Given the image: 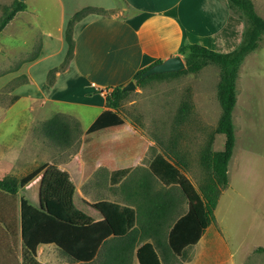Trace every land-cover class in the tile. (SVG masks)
<instances>
[{
	"label": "crops",
	"instance_id": "crops-1",
	"mask_svg": "<svg viewBox=\"0 0 264 264\" xmlns=\"http://www.w3.org/2000/svg\"><path fill=\"white\" fill-rule=\"evenodd\" d=\"M20 1L26 4V9L16 13L6 27L13 24L15 18L31 20V25L41 31L42 48L32 62L33 65L25 68L24 72L21 70V75L26 76L28 83L17 86L11 92H0V183L12 185L39 167L43 165L47 167L16 194L7 193L12 196L10 198H15L13 205L8 195H0L2 220H9L11 215V219L16 221L15 231H10L6 223H3V231L6 236L11 237L13 234L17 236V245L21 249L20 256L17 255V264H80L72 260L56 261L53 250L59 249L53 244L38 245L35 257L29 258L21 242V199L28 204L31 202L38 204L40 208L30 205L67 223L77 225L106 220L111 226L107 218L111 209H116L120 203L122 211L125 203L120 202L123 200L105 199L98 195L92 198L86 188L99 186L100 180L103 182L100 178L103 173L105 174V167L99 160L90 166L86 165L80 158L82 151L76 152L73 156L69 155L72 158L68 160V150L65 148L60 152L64 154L63 158L56 162L57 156L42 144L40 138L44 123L55 115L62 114L76 120L84 134L97 116L106 110L102 93L110 92L114 87H123L134 80L138 71L153 65L156 61H163L176 55L183 59L180 49L189 44H197L198 38L209 39L214 51L230 52L242 39L244 22L229 8L226 0ZM34 2L39 4L32 6ZM251 2L256 14L264 19V0ZM84 7L102 9L105 13L88 14L74 24L73 58L67 68L57 74L50 86L46 82L47 73L63 61L66 53L64 31L67 21ZM44 29L51 30L47 32ZM81 49L82 53L79 56ZM50 60L56 61V64L48 66ZM71 74L74 75L73 79L69 77ZM12 79L13 77L3 79L0 86H5ZM79 87L81 88L78 89ZM76 90L82 92V98L72 99L68 96ZM94 92L100 94L96 95ZM85 93L93 94L85 97ZM21 101L28 103L27 109L26 106H18ZM70 105H85L93 111L96 110L94 120L85 130L80 126L81 115L79 112L73 113L68 107ZM74 159L77 162L70 165ZM88 167L91 168L90 171ZM122 168L127 167L117 169ZM113 170L109 172V182ZM138 180L135 185L142 178ZM162 186L174 188L170 185ZM80 206L91 210L92 214H86L79 208ZM203 235L196 244L202 240ZM217 236L222 239L220 231ZM224 241L230 254V264H237L247 253L264 247V237L259 238L257 242L260 245L236 248L237 251H244V254H240L239 259H236L234 249L229 247L226 239ZM10 246L8 250L14 249L12 243ZM138 246L134 248V257ZM135 261L138 264L136 257ZM93 263L94 260L89 264ZM188 263L189 260H186L182 264Z\"/></svg>",
	"mask_w": 264,
	"mask_h": 264
},
{
	"label": "rangeland",
	"instance_id": "rangeland-1",
	"mask_svg": "<svg viewBox=\"0 0 264 264\" xmlns=\"http://www.w3.org/2000/svg\"><path fill=\"white\" fill-rule=\"evenodd\" d=\"M13 1L0 0V18ZM36 4L39 3L34 2L32 6ZM31 24V20L15 18L13 24L0 32V83L3 79L21 76V70L23 69L24 72L33 62L27 60L35 54L39 55L42 48V34L40 29L34 28ZM44 30L48 32L51 29ZM197 42L213 50L209 39L198 38ZM81 53L82 49L79 51V56ZM54 60L46 62L47 65L56 64ZM57 74H54L53 82ZM69 77L73 79L74 75L71 74ZM218 82L219 68L213 64H208L197 73H179L171 77L151 78L141 84L135 80L134 90L127 92L115 110L122 121L121 125L91 134L86 132L82 134L79 129L77 140L65 148L68 150V160L76 152L82 151L80 158L86 165L90 166L94 161L99 160L105 167V174L101 173L100 178L103 182L100 180L99 186L86 188L90 196L116 198L119 201L123 200L120 201L122 204L128 203L126 185L134 187L139 178L147 177L153 190L157 189L161 192L167 190L176 198L178 204L169 216L171 220H175L187 210L185 198L178 188L163 187L155 178L149 176L147 171L150 161L160 154L179 166L181 172L204 200L213 199L207 189L208 185L214 186L209 158L212 153L223 149L225 140L222 134L215 132L221 114L217 97ZM1 87L0 92L4 86ZM108 93L104 92L101 95L105 98ZM92 94L85 93L84 96ZM95 94L98 95L100 92ZM81 95L82 92L79 90L68 94L72 99L82 98ZM183 103L188 104V114L178 123L176 117ZM18 106H26L27 109L29 105L21 101ZM68 107L73 113L79 112L80 126L84 130L96 116V110L93 111L85 105ZM232 120L235 145L228 163L229 182L222 191L214 186L220 194L218 199H215L216 208L213 211L215 220L213 219L205 231L202 240L194 246L187 247L181 256L174 255L167 246L166 232L172 222H165L164 233L159 236V246L154 243V239L148 238V241H153L152 243L155 244L162 264H182L186 260H189L188 264H230V254L226 249L225 239L229 247L234 249L236 259H239V255L244 254V251H237L236 248L260 245L257 240L264 237V35L260 39L258 48L245 57L239 68ZM41 141L57 156L55 161L60 162L64 156L60 152L64 148L51 147L49 140L41 138ZM76 162L74 159L70 165ZM119 167H127L130 172L119 184L111 185L108 181L109 172ZM90 170L91 168L88 167V171ZM2 194L8 195L0 191V195ZM8 196L12 199L13 205L15 198ZM30 204L40 208L38 204L33 202ZM118 204L116 209H111L107 217L112 226L110 239L124 236L128 232L120 210L121 204ZM79 208L88 215L92 214L87 208L81 206ZM9 217V220H2L0 213V264H17V255L20 256L21 253L17 245V236L15 234L11 237L6 236L3 231V223L8 225L10 231H15L16 221L11 219V215ZM140 219L137 227L142 223ZM219 231L222 239L217 236ZM10 243L14 245L12 250H8L11 247ZM53 251L56 261L71 260L61 251L57 249ZM106 256V251L101 248L93 264H107L109 261ZM129 262L136 264L134 251L130 254ZM237 264H264V252L252 250L245 258L238 260Z\"/></svg>",
	"mask_w": 264,
	"mask_h": 264
},
{
	"label": "trees",
	"instance_id": "trees-1",
	"mask_svg": "<svg viewBox=\"0 0 264 264\" xmlns=\"http://www.w3.org/2000/svg\"><path fill=\"white\" fill-rule=\"evenodd\" d=\"M229 8L244 22L242 39L238 46L230 52L221 53L199 44H189L180 49L183 55L185 69L179 72L153 74L143 80H137L139 76L149 67L138 71L134 80L139 84L151 78H164L178 75L179 73H197L208 64L219 68V82L217 85V97L221 109L215 132L224 136L223 149L212 153L210 156L213 185L224 189L228 185V163L235 145V133L232 120V112L236 104V80L239 68L245 57L258 48L261 37L264 35V19L256 14L251 0H226ZM26 9L23 1L14 0L4 10L0 18V32L15 17L16 13ZM103 14L104 10L94 7H84L75 12L67 21L64 39L66 42V53L63 61L57 67L51 68L47 73L46 82L53 84L52 78L55 73L63 72L73 58L74 24L88 14ZM38 57L35 54L27 60L34 61ZM161 61H156L159 63ZM154 63V64H155ZM28 83L24 75L13 78L2 89V92H10L19 85ZM127 92L122 87H114L105 95V107L102 113L92 122L86 130V134L95 133L122 124L121 119L115 113L120 101ZM188 104L183 103L178 109L176 121H183L188 114ZM78 122L70 117L57 114L47 120L41 131V138L49 140L51 147L60 146L68 148L78 137ZM47 165L27 174L12 185L0 183V191L8 194H16L24 188L27 183L42 172ZM149 176L164 186L177 187L187 203L184 214L171 220L170 213L176 208L177 200L170 192L152 191L147 177H143L134 187L126 185V198L129 200L122 206L125 226L128 232L121 237L111 238V226L106 220H100L88 225H77L67 223L36 207L30 205L24 199L20 201V226L21 242L29 258H34L36 248L40 244H53L63 254L74 262L89 264L99 254L101 248L107 253V264H130V254L135 251L138 264H162L155 244L148 241L154 239L156 245H160L159 236L163 232L164 223L171 221L166 232V241L169 250L176 256H181L184 249L195 245L205 230L213 221V211L216 207L218 193L214 186L208 185L207 189L213 199L204 200L194 188L187 177L181 172L179 166L157 154L148 164ZM129 168L113 170L110 173V183H119L128 173ZM132 199V202H130ZM133 204V205H130ZM134 206V207H133ZM138 209V210H137ZM137 214L139 217H137ZM142 221L137 227V222ZM83 224V222L81 223ZM257 252H264V247H258Z\"/></svg>",
	"mask_w": 264,
	"mask_h": 264
},
{
	"label": "water",
	"instance_id": "water-1",
	"mask_svg": "<svg viewBox=\"0 0 264 264\" xmlns=\"http://www.w3.org/2000/svg\"><path fill=\"white\" fill-rule=\"evenodd\" d=\"M185 69L184 60L179 56L169 57L159 63H155L151 65L147 70H145L137 80H142L147 76L153 74H162V73H171V72H179ZM135 88V81L132 80L128 84L122 87L123 91H131Z\"/></svg>",
	"mask_w": 264,
	"mask_h": 264
}]
</instances>
